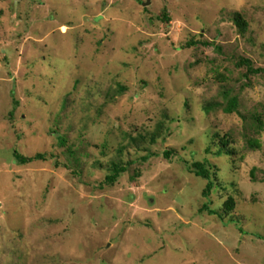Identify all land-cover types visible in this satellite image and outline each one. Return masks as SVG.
<instances>
[{
  "label": "rangeland",
  "instance_id": "374dc122",
  "mask_svg": "<svg viewBox=\"0 0 264 264\" xmlns=\"http://www.w3.org/2000/svg\"><path fill=\"white\" fill-rule=\"evenodd\" d=\"M242 59L264 68V0H0V264H264V72Z\"/></svg>",
  "mask_w": 264,
  "mask_h": 264
},
{
  "label": "trees",
  "instance_id": "16d2710c",
  "mask_svg": "<svg viewBox=\"0 0 264 264\" xmlns=\"http://www.w3.org/2000/svg\"><path fill=\"white\" fill-rule=\"evenodd\" d=\"M235 20H236V22H238L240 29L242 31H245L247 24L243 20L240 13L235 14ZM242 61H243L242 65L247 66L250 71L264 72V68H259L257 70L253 69L252 64L250 63V60L242 59ZM212 107H213V105L208 103L205 105V110L210 111V109H212ZM236 107H237V99L232 98L230 100L229 104H227V106L224 109L226 112L230 113V112H233ZM163 129H164V126H163V124H161L157 131L149 134V139H150L151 143H155L157 141V138L160 137L161 131ZM142 138L148 140V138H145V137H142ZM226 147H227V144L223 143V149L219 151V154L224 153V151H225L224 149ZM228 151H229L228 153H231L230 150H228ZM15 155H16V160L21 164H26V163H29V162L36 160V159H45V157H46L44 154H41V153L36 154L34 157H28V156H24V155L20 154L18 151L15 152ZM164 155L166 158H170L172 155V150H167L164 153ZM192 167L194 169V173L197 176L208 180V183H207L205 190H204V195L208 196L211 193L213 186H214V182L212 180L211 170L208 167H206V165L204 163L199 162V161L194 162L192 164ZM128 169H129V164H125L123 162H112L110 164V167H109V173L105 177L104 183L107 185H113L119 179V177H121V175L123 173L128 171ZM226 206H227L226 212H228V213L231 212V210L233 209V200L230 199V202H227ZM205 208H207V207L205 206ZM210 212L214 213L213 210H210Z\"/></svg>",
  "mask_w": 264,
  "mask_h": 264
}]
</instances>
